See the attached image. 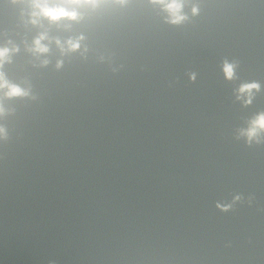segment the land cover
<instances>
[{"label":"water","instance_id":"1","mask_svg":"<svg viewBox=\"0 0 264 264\" xmlns=\"http://www.w3.org/2000/svg\"><path fill=\"white\" fill-rule=\"evenodd\" d=\"M48 3L0 0V264H264V0Z\"/></svg>","mask_w":264,"mask_h":264},{"label":"clouds","instance_id":"2","mask_svg":"<svg viewBox=\"0 0 264 264\" xmlns=\"http://www.w3.org/2000/svg\"><path fill=\"white\" fill-rule=\"evenodd\" d=\"M34 8L38 9V12H33V16L43 15L48 17L52 21L59 20L61 18L68 19H76L78 16V12L75 8L69 9L62 4H54L50 5L48 0H32ZM69 3L72 4H81V3H90L95 4L97 0H68ZM154 2L159 3L162 7L170 14L171 22L178 23L183 20L185 17L182 14V0H154ZM193 13L197 11L196 7L192 9ZM35 22V20L33 21ZM44 39V35L37 37L34 41L35 50L38 52H47L48 48L46 45L42 44L41 41ZM59 44L60 41H57ZM69 47L71 49H76L79 47L78 41H68ZM9 49L7 47L0 48V65H2L4 59L7 57L9 53ZM224 72L227 78L231 79L234 75V64L225 62L224 64ZM7 88V92L5 95L7 96H15V95H23L26 94L25 90L20 88L18 85L10 84L7 79H5L4 74L0 72V89ZM259 89L258 83H245L242 84L239 92L241 94L248 93V99L245 101L246 103L251 102V90ZM239 98V97H238ZM4 111L3 106L0 105V114ZM264 131V113L258 114L255 118L250 121V126L248 129L244 130L245 134L249 137V139L255 137L258 132ZM4 133L3 127H0V135Z\"/></svg>","mask_w":264,"mask_h":264}]
</instances>
